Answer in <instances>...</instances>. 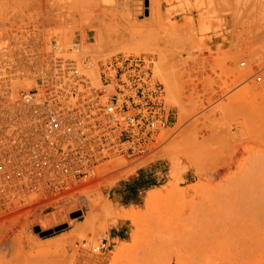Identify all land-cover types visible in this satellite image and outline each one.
<instances>
[{"label": "rangeland", "instance_id": "1", "mask_svg": "<svg viewBox=\"0 0 264 264\" xmlns=\"http://www.w3.org/2000/svg\"><path fill=\"white\" fill-rule=\"evenodd\" d=\"M262 29L264 0H0L1 145L27 128L20 93L59 66L99 85L101 65L140 57L168 110L144 154L102 162L77 198L3 196L0 264H247L234 215L249 189L264 202Z\"/></svg>", "mask_w": 264, "mask_h": 264}, {"label": "built area", "instance_id": "2", "mask_svg": "<svg viewBox=\"0 0 264 264\" xmlns=\"http://www.w3.org/2000/svg\"><path fill=\"white\" fill-rule=\"evenodd\" d=\"M50 72L55 79L47 76L20 93L27 128L12 130L0 147V201L6 195L19 204L33 194L44 202L73 198L102 162L144 154L146 141L167 126L161 86L140 57L101 65L99 85L75 67Z\"/></svg>", "mask_w": 264, "mask_h": 264}, {"label": "bare ground", "instance_id": "3", "mask_svg": "<svg viewBox=\"0 0 264 264\" xmlns=\"http://www.w3.org/2000/svg\"><path fill=\"white\" fill-rule=\"evenodd\" d=\"M254 22V21H253ZM252 23V22H251ZM248 24V23H247ZM246 24V25H247ZM244 25H245V23H244ZM260 27V26H259ZM246 28V27H245ZM255 28V27H254ZM261 28V27H260ZM250 28H248V30H249ZM247 30V31H248ZM254 30V29H253ZM262 30H264V29H262ZM250 31V30H249ZM255 31V30H254ZM257 31V30H256ZM255 31V32H256ZM255 32H253V33H255ZM248 33V32H247ZM246 33V34H247ZM251 33V32H250ZM260 33V32H259ZM262 34V33H261ZM250 35V34H249ZM248 35V36H249ZM252 35V34H251ZM252 37V36H251ZM254 37H255V35H254ZM254 37H252V38H254ZM61 38H62V36H61ZM236 39V38H235ZM234 39V40H235ZM49 46V45H48ZM51 46V45H50ZM58 46V45H57ZM63 46V45H62ZM65 46V45H64ZM67 46V45H66ZM65 46V47H66ZM49 48V47H48ZM53 49V48H52ZM50 50V49H49ZM53 51H55V50H53ZM56 52V51H55ZM72 56V55H71ZM70 56V57H71ZM87 79L89 80V78L87 77ZM165 79H166V77H165ZM47 80V79H46ZM161 80H163V79H161ZM166 80H168V79H166ZM166 80H165V82H163L164 84L166 83ZM90 81V80H89ZM164 81V80H163ZM168 81H170V80H168ZM91 82V81H90ZM163 84V85H164ZM168 84V83H167ZM166 84V85H167ZM169 84L170 85H172L171 84V82H169ZM168 84V85H169ZM170 85L169 86H166V87H168V88H171L172 89V87H170ZM169 90V91H172V90ZM20 97V96H19ZM177 105H179V104H177ZM176 105V106H177ZM179 108H181L182 106H178ZM179 108H178V111H179ZM25 109V108H24ZM181 114L183 113V111L181 112V110L179 111ZM185 112V111H184ZM177 116H179V117H177V119H179L180 121H181V118H182V123H183V117H180L181 115H179V113H178V115ZM185 118V117H184ZM22 119V118H21ZM178 121V120H177ZM21 122V121H20ZM179 123V125H180V122L178 121L176 124H178ZM181 123V124H182ZM26 124V123H25ZM177 126V125H176ZM15 129V127L12 125V129L10 130V131H12V130H14ZM0 147H1V144H0ZM187 154H189V153H187ZM191 155V154H190ZM192 156V155H191ZM190 156V157H191ZM196 158V157H195ZM195 160V159H194ZM197 160V159H196ZM191 161V160H190ZM199 160H197V162H198ZM193 162V164H195V163H197V162H194V161H192ZM197 164H195V166H196ZM197 167V166H196ZM199 168V167H198ZM261 168H264V154H258L255 158H254V160H253V171L254 172H258V171H260L261 170ZM79 189V188H78ZM78 189L76 190V195H75V197H73L74 199L75 198H77V196H78ZM250 191V192H249ZM249 194L247 195L246 194V196H245V198L243 199V200H241L240 201V204L237 206V212H236V214L234 215V222H235V219L237 220L236 222L238 223V226H240L239 224H242L241 226H243L244 225V227L246 228V232L244 233V235H243V240H244V244H245V246H244V250L246 251V257H247V259H248V261H247V264H264V202H262L261 201V198L260 197H255V199H254V201H253V189L252 190H250L249 189ZM154 194H157V193H155V191L154 190H149L148 191V193H147V197H146V199H145V201H147V202H145V203H147L146 205H149V203L148 202H150V201H153V200H156V198L155 197H153L154 196ZM153 198H155V199H153ZM153 199V200H152ZM150 200V201H149ZM87 202V201H86ZM153 203V202H152ZM90 204V203H89ZM92 204V203H91ZM153 204H151V206H152ZM90 207V206H89ZM89 209H91V208H89ZM88 213V212H87ZM91 213V214H90ZM89 214L90 215H92V212H90ZM90 215H86V216H88V217H84L85 219H83V221H82V227H83V225L84 226H90L92 223H93V221L94 220H92V218H91V216ZM135 216V214L134 213H127V214H125V215H123L122 217H123V219H130V220H132L133 218H135L134 217ZM91 219V220H90ZM95 219V218H94ZM134 220V219H133ZM133 220H132V223H133ZM237 225V224H236ZM92 227V226H91ZM89 228V227H88ZM208 241H205V244L207 243V245L209 244L210 245V243H208L209 242V239H207ZM237 240V239H236ZM235 243V242H234ZM208 245V246H209ZM235 247L233 248V249H235L234 250V252H236V253H238V252H240L241 250H240V248H239V246H238V241H236V243H235V245H234ZM123 247H125V246H123ZM123 247H121V248H123ZM210 247H211V245H210ZM119 249V253H120V255L124 252V251H126L127 250V248H123V251H122V249ZM122 252V253H121ZM128 252V251H127ZM118 253V254H119ZM125 253V252H124ZM123 253V255H126V254H124ZM118 254H117V256H118Z\"/></svg>", "mask_w": 264, "mask_h": 264}, {"label": "water", "instance_id": "4", "mask_svg": "<svg viewBox=\"0 0 264 264\" xmlns=\"http://www.w3.org/2000/svg\"><path fill=\"white\" fill-rule=\"evenodd\" d=\"M59 228H56V230H58ZM35 231L36 232H39V228H35ZM52 231L50 230V231H46V232H41L40 234H41V236H45V235H47V234H49V233H51Z\"/></svg>", "mask_w": 264, "mask_h": 264}]
</instances>
